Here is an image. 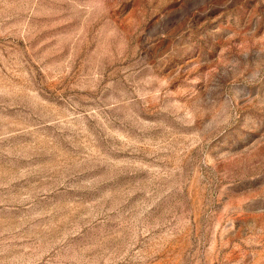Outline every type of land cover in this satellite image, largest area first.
Returning a JSON list of instances; mask_svg holds the SVG:
<instances>
[{"label":"rangeland","instance_id":"rangeland-1","mask_svg":"<svg viewBox=\"0 0 264 264\" xmlns=\"http://www.w3.org/2000/svg\"><path fill=\"white\" fill-rule=\"evenodd\" d=\"M0 264H264V0H0Z\"/></svg>","mask_w":264,"mask_h":264}]
</instances>
